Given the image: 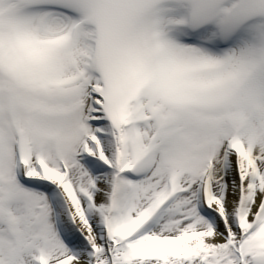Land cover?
<instances>
[{
	"label": "snow or ice",
	"instance_id": "obj_1",
	"mask_svg": "<svg viewBox=\"0 0 264 264\" xmlns=\"http://www.w3.org/2000/svg\"><path fill=\"white\" fill-rule=\"evenodd\" d=\"M0 264H264V0H0Z\"/></svg>",
	"mask_w": 264,
	"mask_h": 264
}]
</instances>
